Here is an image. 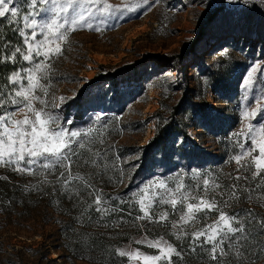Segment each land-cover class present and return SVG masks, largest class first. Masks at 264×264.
Returning a JSON list of instances; mask_svg holds the SVG:
<instances>
[{"label": "rangeland", "instance_id": "374dc122", "mask_svg": "<svg viewBox=\"0 0 264 264\" xmlns=\"http://www.w3.org/2000/svg\"><path fill=\"white\" fill-rule=\"evenodd\" d=\"M108 2L120 10L93 15L91 27L67 26L66 39L56 41L62 51L46 62L47 74L40 81L47 96L39 90L36 94L47 101L46 111L60 118L57 123L82 133L91 130L78 139L101 153L102 167L77 164L72 171L87 174L109 212L89 207L94 197L82 187H77L79 196L66 193L56 182L62 168L48 176L51 183L42 185L39 175L0 167V264H142L116 250L159 255V249L136 241L160 238L179 253L172 255L171 264H216L209 256L210 245L193 241L191 233L216 220L217 212L201 213L194 223L174 228L182 214L180 205L174 210L168 203H155L150 219H138L143 215L137 203L141 190L158 181L172 190L183 183L192 195H205L203 180L215 181L220 187L206 199H214L230 216L245 218L243 210L251 209L264 219V201L248 200L244 192L238 200L228 196L234 183L240 188L260 183L259 177L253 181L250 172L238 170L233 158L253 146L251 139L234 134L254 126L257 140L264 135V0H248L250 6L232 0ZM14 3L19 16L6 19L23 28L20 17L33 9L26 0ZM125 5L136 10L128 11ZM41 7L45 5L38 4L36 11ZM51 16L41 12L35 18L43 23ZM24 31L30 38L32 30ZM36 32L34 43L45 41L48 33L41 35L40 28ZM198 36H203L198 57L186 67L176 62ZM42 59L36 57L21 69ZM2 87L0 91L8 93L18 86ZM0 99L7 101L8 96ZM54 103L60 107L53 108ZM4 111L23 119L26 109L7 103L0 113ZM67 120L73 123L65 124ZM166 128H174L167 141L149 149ZM253 154L258 155V149ZM237 175L249 180L235 181ZM165 213L167 220L160 221ZM249 227L251 251L258 254L252 264H264L258 248L264 245V233L256 234L255 224Z\"/></svg>", "mask_w": 264, "mask_h": 264}, {"label": "snow or ice", "instance_id": "6c2138e0", "mask_svg": "<svg viewBox=\"0 0 264 264\" xmlns=\"http://www.w3.org/2000/svg\"><path fill=\"white\" fill-rule=\"evenodd\" d=\"M28 7L33 9L31 12H26L22 17L24 21L23 28H18L17 31L24 37L23 45L16 47L9 56H0V63L12 62L15 63L17 56L23 61L32 63L36 57H43L39 62L33 63L31 68L21 69V72L13 73L7 78L4 87L15 85L10 92H0V96H8V100L0 99V109L6 108L7 103L18 106V110L25 111L23 119H14L15 113L4 111L0 113V167L11 168L15 172L28 175L41 176L40 184L51 183L48 176L53 172L62 168L63 171L57 177V183L62 189L69 194L79 196L77 187H82L88 190V195L94 197L92 204L95 205V210L105 215L109 209L104 207L106 201L103 200V194L96 190L90 183L87 174L73 173L72 169L77 164L83 167L91 166L94 169L102 167V156L100 152H93L87 144L83 143L81 137H86L91 134L88 132L74 131L65 128L62 124L57 123L60 119L51 112L46 111L47 101L37 95V90L47 96L48 89L40 81L47 74L49 65L46 63L62 51L61 45L56 41H64L66 34L69 31L68 25L80 26L87 25L89 19L95 15H111L113 12L120 10V6H114L108 0H26ZM239 2L245 6H250L248 0H232ZM257 0H252L255 4ZM148 3V0H145ZM45 5L36 11L37 5ZM51 5V7H47ZM128 11H135V8H127ZM20 10L15 6L14 0H0V19H6L9 16L17 18ZM41 12L51 13L49 21L41 23L35 17ZM15 22H19L16 19ZM31 29V37L29 38L24 29ZM41 29V35L45 32L48 36L45 41L34 43L36 41V29ZM71 30H75L72 27ZM55 37V40H51ZM55 44V47H47L46 44ZM43 49V50H42ZM27 81L25 85L23 81ZM61 102L64 98H60ZM33 101H38L43 107L37 108ZM22 106V107H20ZM53 108L60 107L59 104H52ZM255 113H253L254 115ZM247 115V113H245ZM65 124H72L73 121L67 120ZM261 133H264L262 128ZM254 126H249L247 131H241L234 135L245 136L251 139L252 148L245 149L240 155L235 156L238 170L243 169L251 173V179L255 181L258 177L260 183L256 184L255 188H240L238 184H233L228 192L229 200L240 199V192L246 193V199L256 201H264V135H261L257 140ZM242 149L245 148L241 144ZM79 149H83L81 152ZM258 149V155H254ZM250 157V159H246ZM75 158V159H74ZM99 158V160L97 159ZM235 181H248L249 177L237 175ZM185 185L179 183L174 190L169 189L163 181H158L155 184H150L146 189L141 190L137 203L143 215L138 219L151 218L149 209L155 203H168L175 210L177 205H180L182 214L177 222V227L180 224L187 225L194 223L201 213L217 212L218 216L211 224H205L201 229L191 233L193 241L200 242L203 245H210L209 256L216 264H252L254 256L257 253L251 251V238L253 232L249 226L255 224L257 233H264V219L258 218L251 209L245 211V218H240L238 214L228 215L223 211L216 201L208 200L205 195L220 185L215 181L203 180V192L205 195H192L185 191ZM199 187V186H198ZM154 188L162 189L163 192H155ZM259 191V194L257 192ZM179 194L177 196L176 194ZM150 197V198H149ZM176 197V198H173ZM147 200V202H146ZM115 209H112L114 211ZM167 213L159 217L160 221H166ZM187 235V233H183ZM179 238V236H178ZM203 238V239H201ZM163 238L156 241H136L137 244L147 243L149 247L159 249V255L149 256L142 255L139 250L134 252H126L117 249V254L127 256L129 260H141L142 264H158L162 260H166L171 264L172 255H179L176 249L167 244ZM227 245V250L225 249ZM259 253L264 254V245H258ZM195 251V248H193ZM231 256L233 261L227 258Z\"/></svg>", "mask_w": 264, "mask_h": 264}, {"label": "trees", "instance_id": "16d2710c", "mask_svg": "<svg viewBox=\"0 0 264 264\" xmlns=\"http://www.w3.org/2000/svg\"><path fill=\"white\" fill-rule=\"evenodd\" d=\"M17 29L18 28L13 26V21L11 19H0V56H9L16 47H21L23 51L24 37L20 35ZM201 37L203 36H198L196 39H194L188 52L177 56L176 62L180 63L181 65H184L185 67L190 66L191 62H189V60L191 61L192 57H198L197 52L199 50H203V45L200 43ZM206 45H208V43ZM24 64H27L26 61L20 59L19 55L17 56L15 63H12L10 61L6 63H0V88H3V83L7 82V78L13 73L18 72ZM175 110H178L177 106H175ZM166 129L167 130H165L164 133L158 132L157 135L151 140L150 145L148 146L149 149H152V146L156 142L159 145H163L167 141L173 131L172 129L174 128Z\"/></svg>", "mask_w": 264, "mask_h": 264}]
</instances>
